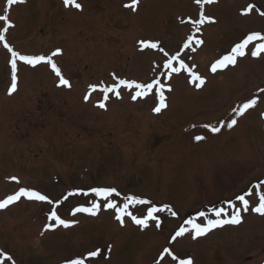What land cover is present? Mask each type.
Segmentation results:
<instances>
[{
    "label": "rangeland",
    "instance_id": "1",
    "mask_svg": "<svg viewBox=\"0 0 264 264\" xmlns=\"http://www.w3.org/2000/svg\"><path fill=\"white\" fill-rule=\"evenodd\" d=\"M76 2L81 9L65 7L63 0L11 6L0 0V15L14 25L5 33L12 49L45 57L59 49L53 62L71 84L60 85L47 63L33 67L17 60V88L9 94L11 54L0 42V200L25 187L60 201L50 205L21 197L0 209V249L12 258L0 261L65 264L100 249L86 264H178L164 251L168 248L193 264H264V215L244 212L236 199L244 195L251 209L264 192V53L250 54L264 41L251 42L234 66L210 71L248 34H264V0L204 4V15L215 22H205L199 31L189 22L199 19L195 0H139L135 11L125 7L132 0ZM249 4L252 11L242 14ZM5 27L0 21V31ZM190 35L193 43L185 49ZM197 39L203 43L196 45ZM140 41L158 43L169 56L180 52L206 83L197 88L198 81L184 70L167 80L161 76L164 52L141 51ZM114 77L170 84L172 91L164 92L167 107L156 113L154 93L133 100L136 90L123 87L120 98L108 94L103 109L101 91L84 99L89 85L112 86ZM253 98L256 106L237 115L234 109ZM231 119L237 123L228 128ZM92 188H115L120 195L108 200L121 207L134 196L171 211L156 214L159 227L149 220L142 228L127 215L122 226L115 209L106 208L108 201ZM69 192L76 194L64 200ZM94 203L100 205L96 215H72L76 207ZM233 205L241 208L240 224L193 238L188 220L203 226L209 219H227ZM149 206L130 204L129 211L143 218ZM53 208L77 223L45 231L55 224L48 219ZM221 208L224 213L216 217ZM180 227L189 231L172 240Z\"/></svg>",
    "mask_w": 264,
    "mask_h": 264
},
{
    "label": "snow or ice",
    "instance_id": "2",
    "mask_svg": "<svg viewBox=\"0 0 264 264\" xmlns=\"http://www.w3.org/2000/svg\"><path fill=\"white\" fill-rule=\"evenodd\" d=\"M25 0H7V4L9 6L17 4V3H24ZM65 7L72 6L76 9H81L82 5L77 3L76 0H63ZM215 0H195V3L200 6V14L199 19L197 20H190L189 22L193 24V26L196 28L197 31L200 30V26L203 25L205 22H215L212 18L206 17L204 15L203 7L204 4H210L214 3ZM139 3V0H132L130 4H126L125 7L132 8L133 11L136 10V6ZM254 7L253 4H249L248 8L243 11L242 14H248L252 11V8ZM7 11V10H6ZM262 16H264V12L260 13ZM0 21H4L7 24V27H5L2 31H0V42H3V47L8 50V52L11 54V59L9 61L11 65L12 75H11V85L9 88V94L16 91L17 88V60L23 61L25 64L35 67L36 65L44 62L51 66L52 71L55 73L57 77H59V84L65 87H71V84L69 80H67L61 73L60 68L57 66L56 63L53 62L52 57L55 55H58L60 50L57 49L55 52H53L50 56H28V55H21L14 51L12 47L7 43L5 38V33L8 31L9 28L13 27L14 25L9 21L8 15H0ZM253 41H264V34L260 32H253L248 34L241 42L236 43L235 46L230 50L229 54H226L222 56L220 59L215 61L210 68V71L215 73L220 68H225L229 65H235L237 62V57H243L246 55V48L248 45ZM193 43V36H189L187 38V42L183 45L185 49L189 48ZM202 40H195L196 45L202 44ZM140 50L143 51L145 49H159V51L164 52L163 48H160L158 43H154L151 41H140ZM193 51H195V48H192ZM261 53H264V42L257 43L255 45V48L251 50V56L258 57ZM164 55L167 57L165 63L162 66L161 70V76H164L167 80H171L173 74H179L181 70L187 71L189 73V76L191 77L192 82L195 83V86L197 88L203 86L206 83V80L199 76L198 74H194L192 69H190L183 60L180 59V52H177L175 55L169 56L168 53L164 52ZM174 64H178L179 66H174ZM116 79V83H114L112 86H106V87H99L97 85H89V92L85 95L84 99L87 101L91 94L97 90L101 91L103 93V99L98 103V107L100 108H106V101L109 99V93H113L117 98H120V88H126L129 90L135 89L136 91L132 95V99L136 100L137 98H146L150 94H155L158 97V104L153 108V111L156 113H159L162 109L167 107L166 104V97L164 95L165 89L167 91H172V87L170 84H165L161 81L159 78L153 79L151 82L146 83H138L136 81H129L126 79ZM262 92H264V89H261ZM257 99H249L246 103H243L242 106H240L238 109H234V111L237 113V115H243L248 109H251L256 106ZM237 123L236 119H231L229 123H227V127L231 128ZM205 127H209L208 125H205ZM212 132H219L220 127H212ZM195 139L197 141L204 139L202 136H196ZM12 180H15L17 182L18 179L16 177H11ZM260 185H257V188H259ZM92 193L95 194L97 197H102L106 201H108L104 206L108 209H115L116 216L115 219L120 222V224L123 226L124 224V216L127 215L131 218V220L136 224L141 226L142 228H146L148 226V221L153 220L156 221V226H160V220L159 217L156 215L158 213L164 212L166 209L171 211L170 207L168 205H164L161 207H157L154 204H152L151 201L147 199H142L134 196H129L126 199V202L123 203L122 207L118 206L114 201L108 200L109 197H112L113 194L120 195L119 192L115 188H92L90 190ZM76 193L69 192L67 195L63 197L64 200H67L69 196L74 195ZM87 195V193H84ZM248 195H252L251 192L248 193ZM21 197H25L29 200H37V201H43L47 202L48 204L52 205H58L60 201H53L51 200L47 195H44L40 193L39 191L28 189L25 187H21L15 194L7 196L5 199L0 200V209L6 208L8 205L17 202ZM259 202L255 207H252L250 209L249 207V200L245 198L244 195H239L236 197L237 200H239L242 204V210L244 212H247L249 210L258 213L260 215H264V192L258 193ZM151 205L147 208L146 215L143 218H139L132 214V212L129 211V205ZM232 207L235 208V211L231 214V216L227 219H209L207 220L206 225H201L200 223H194L192 220H188L187 223L192 225V228L194 229V236L196 237L205 235L207 232L212 230L216 227H222L226 224H240L242 222L241 219V208L236 207L233 205ZM100 205L98 203H94L91 208L86 207H76L72 215H75L76 213L85 212L89 213L91 215H96L97 211L99 210ZM224 209H220L215 212L216 217H221L222 213H224ZM172 215L175 216L176 213L173 211ZM201 216L204 215V213H200ZM49 220L54 221L55 224H49L45 226V231H47L50 228H53L54 226H63L65 228H68L75 223L76 221H68L62 219L55 208H53L50 211V215L48 217ZM189 230L184 227H180L176 232L175 235L172 236V240H175L177 237L183 236L186 232ZM43 234V232L41 233ZM165 252L168 253L172 257L173 261H178V264H193L191 259H180L176 255H174L168 248L164 249ZM101 254L100 249H96L93 251H89L86 254H81L80 257L69 259L65 262V264H86L87 261H89L92 258H96ZM0 256H3L5 260H11V256H8L3 251H0ZM0 264H3V261H0ZM14 264V262H13Z\"/></svg>",
    "mask_w": 264,
    "mask_h": 264
},
{
    "label": "flooded vegetation",
    "instance_id": "3",
    "mask_svg": "<svg viewBox=\"0 0 264 264\" xmlns=\"http://www.w3.org/2000/svg\"><path fill=\"white\" fill-rule=\"evenodd\" d=\"M58 56H60V55H58ZM0 251H2L1 249H0ZM5 253V252H4ZM7 254V253H6Z\"/></svg>",
    "mask_w": 264,
    "mask_h": 264
}]
</instances>
